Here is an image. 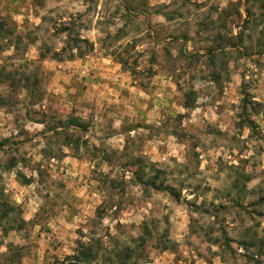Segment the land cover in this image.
Masks as SVG:
<instances>
[{
	"label": "rangeland",
	"instance_id": "rangeland-1",
	"mask_svg": "<svg viewBox=\"0 0 264 264\" xmlns=\"http://www.w3.org/2000/svg\"><path fill=\"white\" fill-rule=\"evenodd\" d=\"M89 249L264 264V0H0V264Z\"/></svg>",
	"mask_w": 264,
	"mask_h": 264
},
{
	"label": "trees",
	"instance_id": "trees-1",
	"mask_svg": "<svg viewBox=\"0 0 264 264\" xmlns=\"http://www.w3.org/2000/svg\"><path fill=\"white\" fill-rule=\"evenodd\" d=\"M249 1L260 2L261 0H249ZM157 178H154V179H151L150 181H148L147 185H149V186H151V187H153V188H155L156 190H159V191H167V192H170L171 194L175 193V191L173 189H171L170 187H168V186L165 187L164 185H157V183H155ZM91 258H93V253L89 249L87 252L80 254L79 257L75 256V258H73V262L69 263V264H88V263H91Z\"/></svg>",
	"mask_w": 264,
	"mask_h": 264
}]
</instances>
